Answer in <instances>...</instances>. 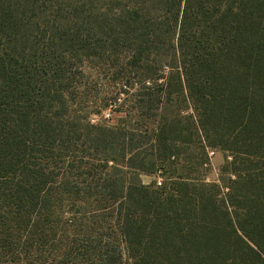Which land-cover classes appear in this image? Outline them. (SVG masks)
Here are the masks:
<instances>
[{"label":"trees","instance_id":"obj_1","mask_svg":"<svg viewBox=\"0 0 264 264\" xmlns=\"http://www.w3.org/2000/svg\"><path fill=\"white\" fill-rule=\"evenodd\" d=\"M0 264H264V0H0Z\"/></svg>","mask_w":264,"mask_h":264},{"label":"rangeland","instance_id":"obj_2","mask_svg":"<svg viewBox=\"0 0 264 264\" xmlns=\"http://www.w3.org/2000/svg\"><path fill=\"white\" fill-rule=\"evenodd\" d=\"M90 62L84 68L86 83L79 91L86 98V101L97 105V107H92L96 113L90 116V122L92 124L115 126L125 114L134 109L136 92L130 87L128 75L123 71L122 59H117L108 67L99 65L98 61ZM165 72H168V70ZM81 107L86 106L81 105ZM142 120L144 119L138 116L131 119V126L140 128L139 130H143L145 127L150 129L152 126L154 129V121L147 125ZM208 156L210 157V165L205 173L209 182H216L220 175V169L224 166L226 160L225 154L214 150L209 152ZM159 180L161 179L156 175L141 176L144 185Z\"/></svg>","mask_w":264,"mask_h":264},{"label":"built area","instance_id":"obj_3","mask_svg":"<svg viewBox=\"0 0 264 264\" xmlns=\"http://www.w3.org/2000/svg\"><path fill=\"white\" fill-rule=\"evenodd\" d=\"M156 182H157V181H156ZM160 182H161V181L159 180V181L157 182V185H160Z\"/></svg>","mask_w":264,"mask_h":264}]
</instances>
